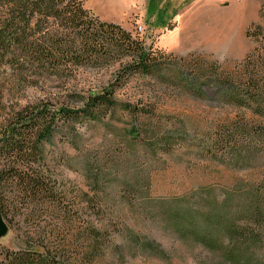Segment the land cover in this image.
I'll list each match as a JSON object with an SVG mask.
<instances>
[{
  "label": "rangeland",
  "instance_id": "rangeland-1",
  "mask_svg": "<svg viewBox=\"0 0 264 264\" xmlns=\"http://www.w3.org/2000/svg\"><path fill=\"white\" fill-rule=\"evenodd\" d=\"M84 3L101 21L118 24L143 40L148 50L159 54L162 71L157 76L135 72L116 80L128 60L122 56L101 66L79 67L67 82L52 74L39 84L4 79V107L48 100L53 111L64 100L79 106V96L114 83L121 101L151 113L134 118L118 108L66 133L60 131L59 120L42 145L54 190L49 197L57 201L47 200L42 210L38 202L29 199L24 205L15 191L3 188L0 194L11 210L5 218L8 230L0 237V262L7 251L26 249L31 237L59 247L66 216L60 210L61 197L77 220L73 234L99 227L109 236L101 257L74 264H234L236 253L248 256L241 264H264V235L260 242H230L229 227L242 223L239 216H230L245 197L226 195L238 183L260 180L264 169H239L222 158L205 156L208 138L202 131L236 115L232 107L219 104L217 86L208 85L202 74L216 71V66L233 71L264 51V0H159L157 14L176 12L167 26H160L157 14L148 12L150 0ZM252 25L261 26V37L248 35ZM197 78L206 81L207 93L184 89ZM133 128L139 134L133 135ZM217 211L228 216L220 225ZM79 219L85 223L80 225Z\"/></svg>",
  "mask_w": 264,
  "mask_h": 264
},
{
  "label": "trees",
  "instance_id": "trees-1",
  "mask_svg": "<svg viewBox=\"0 0 264 264\" xmlns=\"http://www.w3.org/2000/svg\"><path fill=\"white\" fill-rule=\"evenodd\" d=\"M158 1L150 0V14H157ZM162 13L157 14L160 26H167L176 15V12ZM252 27L257 30L252 32ZM248 35L259 38L263 30L260 25H252ZM158 55L122 26L101 21L85 6L84 0H0L1 194L7 186L24 205L26 200H34L42 210L47 200L57 201L56 197H49L54 190L46 174L42 145L53 136L59 120L60 131L66 133L78 123L102 120L118 108L129 111L134 118L149 117L151 113L139 108L138 104L121 101L116 96L114 83L102 90L89 91L87 96H79L82 99L79 106L67 105L64 100L53 111L48 100L6 108L3 105L4 79L13 84L27 81L39 84L47 82L45 78L52 74L60 77L61 82H67L79 67L101 66L105 62L122 60V56L128 60L116 80L135 72L157 76L162 71ZM162 55L159 56L161 60L165 54ZM29 77L32 80H28ZM202 77L208 79V85L217 86L215 93L219 104L236 111L235 116L224 117L202 130L208 138L203 148L205 156L222 158L229 166L239 169H264V51L257 56L251 55L233 71L216 66V71L204 73ZM199 80H189L184 89L191 93L195 90L207 93L203 89L206 81ZM132 132L139 134L136 128ZM1 194L0 210L5 219L11 208ZM226 195L228 199L245 197V201L238 204L236 214L230 216L242 219L241 224L229 227L232 231L228 233L230 242H239L241 238L245 243L260 242L264 235V170L260 180L249 185L238 183L229 188ZM71 208L60 197V210L66 214L60 227V248L53 249L45 240L31 237L26 249L7 251L0 264H74L101 257L109 245L107 229L95 227L73 234L70 230L77 220L71 218ZM227 217L217 211V224L223 219L227 221ZM78 221L80 225L85 223L81 219ZM242 258L234 254L233 263L241 264Z\"/></svg>",
  "mask_w": 264,
  "mask_h": 264
},
{
  "label": "water",
  "instance_id": "water-1",
  "mask_svg": "<svg viewBox=\"0 0 264 264\" xmlns=\"http://www.w3.org/2000/svg\"><path fill=\"white\" fill-rule=\"evenodd\" d=\"M7 230H8V225L0 210V237L3 236L7 232Z\"/></svg>",
  "mask_w": 264,
  "mask_h": 264
},
{
  "label": "built area",
  "instance_id": "built-area-1",
  "mask_svg": "<svg viewBox=\"0 0 264 264\" xmlns=\"http://www.w3.org/2000/svg\"><path fill=\"white\" fill-rule=\"evenodd\" d=\"M139 29L142 30V26H139Z\"/></svg>",
  "mask_w": 264,
  "mask_h": 264
}]
</instances>
